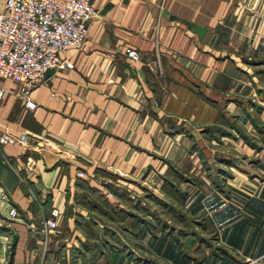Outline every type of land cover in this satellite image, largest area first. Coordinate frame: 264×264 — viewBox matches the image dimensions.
<instances>
[{
	"label": "crops",
	"instance_id": "crops-1",
	"mask_svg": "<svg viewBox=\"0 0 264 264\" xmlns=\"http://www.w3.org/2000/svg\"><path fill=\"white\" fill-rule=\"evenodd\" d=\"M92 3L35 110L0 79V264H264V0Z\"/></svg>",
	"mask_w": 264,
	"mask_h": 264
},
{
	"label": "built area",
	"instance_id": "built-area-1",
	"mask_svg": "<svg viewBox=\"0 0 264 264\" xmlns=\"http://www.w3.org/2000/svg\"><path fill=\"white\" fill-rule=\"evenodd\" d=\"M0 10V79L23 87L25 106L35 110L31 90L45 83L52 71H66L70 65L62 54L80 50L89 35L95 16L92 0H1ZM127 55L140 61L135 50ZM6 90L0 86V110ZM29 137L4 134L0 144H27ZM80 178L84 174H78ZM6 200V195L1 194ZM13 218L18 216L11 209ZM59 212L54 211L44 232L58 228Z\"/></svg>",
	"mask_w": 264,
	"mask_h": 264
},
{
	"label": "rangeland",
	"instance_id": "rangeland-1",
	"mask_svg": "<svg viewBox=\"0 0 264 264\" xmlns=\"http://www.w3.org/2000/svg\"><path fill=\"white\" fill-rule=\"evenodd\" d=\"M123 193V194H122ZM122 193H121V195H122V197L124 198V200H130V198L129 197H126V194H129L128 192H126V191H122ZM176 195H174L173 196V198L175 197ZM139 201L141 202V203H145V201L147 202V201H150V202H152L154 205H156V206H159V199L158 198H156L155 196H153V195H151L150 193H146V192H143V193H141V196H140V198H139ZM155 211V210H154ZM156 213V215H158V216H160V215H163V213H162V209L161 208H159V209H156V211H155ZM167 215H169V216H171V218L173 219L172 221L174 222L175 221V218H176V213H174V211H173V213H171V214H169L168 212H167ZM176 222L178 223L179 221H177L176 220Z\"/></svg>",
	"mask_w": 264,
	"mask_h": 264
}]
</instances>
